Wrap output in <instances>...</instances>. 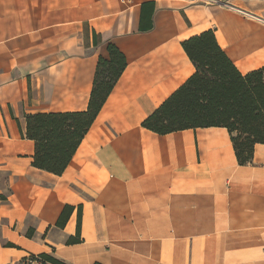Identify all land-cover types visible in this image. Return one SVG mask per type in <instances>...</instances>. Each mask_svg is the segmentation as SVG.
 I'll return each instance as SVG.
<instances>
[{
	"label": "crops",
	"instance_id": "crops-1",
	"mask_svg": "<svg viewBox=\"0 0 264 264\" xmlns=\"http://www.w3.org/2000/svg\"><path fill=\"white\" fill-rule=\"evenodd\" d=\"M208 29L241 73L264 66V0H0V264H264V143L239 164L223 126L141 124ZM108 42L126 66L67 167H34L25 114L85 110Z\"/></svg>",
	"mask_w": 264,
	"mask_h": 264
},
{
	"label": "trees",
	"instance_id": "trees-1",
	"mask_svg": "<svg viewBox=\"0 0 264 264\" xmlns=\"http://www.w3.org/2000/svg\"><path fill=\"white\" fill-rule=\"evenodd\" d=\"M181 46L195 71L142 121V126L158 134L223 126L230 134L238 163H249L254 145L264 143V66L241 73L211 29L184 39ZM106 48L108 56L97 58L85 110L25 114V136L35 143L34 167L57 175L67 167L126 66L125 56L114 44L108 42ZM71 211L66 205L57 225H63ZM79 225L80 209L77 237H69L68 243L79 241ZM39 255L44 262L66 264L47 254Z\"/></svg>",
	"mask_w": 264,
	"mask_h": 264
},
{
	"label": "built area",
	"instance_id": "built-area-1",
	"mask_svg": "<svg viewBox=\"0 0 264 264\" xmlns=\"http://www.w3.org/2000/svg\"><path fill=\"white\" fill-rule=\"evenodd\" d=\"M44 260L40 257V255H28L25 258L16 262V264H44Z\"/></svg>",
	"mask_w": 264,
	"mask_h": 264
}]
</instances>
